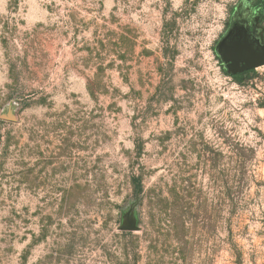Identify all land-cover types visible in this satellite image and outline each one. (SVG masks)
I'll list each match as a JSON object with an SVG mask.
<instances>
[{
  "label": "rangeland",
  "instance_id": "rangeland-1",
  "mask_svg": "<svg viewBox=\"0 0 264 264\" xmlns=\"http://www.w3.org/2000/svg\"><path fill=\"white\" fill-rule=\"evenodd\" d=\"M0 264H264V0H0Z\"/></svg>",
  "mask_w": 264,
  "mask_h": 264
},
{
  "label": "flooded vegetation",
  "instance_id": "flooded-vegetation-1",
  "mask_svg": "<svg viewBox=\"0 0 264 264\" xmlns=\"http://www.w3.org/2000/svg\"><path fill=\"white\" fill-rule=\"evenodd\" d=\"M249 71H244V72H241V73H236V74H233L232 75V77L234 78V77H237L235 80H238V78L240 77V76H242V75H245V74H247Z\"/></svg>",
  "mask_w": 264,
  "mask_h": 264
},
{
  "label": "trees",
  "instance_id": "trees-1",
  "mask_svg": "<svg viewBox=\"0 0 264 264\" xmlns=\"http://www.w3.org/2000/svg\"><path fill=\"white\" fill-rule=\"evenodd\" d=\"M235 79L237 78V77H234Z\"/></svg>",
  "mask_w": 264,
  "mask_h": 264
}]
</instances>
